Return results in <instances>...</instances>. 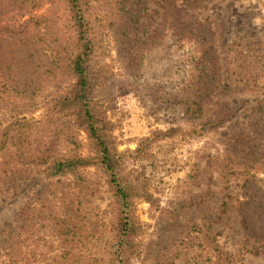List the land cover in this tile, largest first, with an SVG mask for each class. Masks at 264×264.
Masks as SVG:
<instances>
[{
    "label": "trees",
    "instance_id": "16d2710c",
    "mask_svg": "<svg viewBox=\"0 0 264 264\" xmlns=\"http://www.w3.org/2000/svg\"><path fill=\"white\" fill-rule=\"evenodd\" d=\"M214 1L0 0V195L35 175L56 179L22 208L0 264L145 263L147 225L134 206L154 194L125 178L127 152L119 151L109 109L96 90L101 63L115 52L131 71L140 68L166 47L167 31L173 45L193 42L200 54L185 69L144 89L156 106L171 107L174 117L192 124V134L218 131L233 108L226 103L204 120L206 107L218 96L258 85L247 71L237 74L242 79H224L213 26L202 16ZM46 5L48 13L38 15ZM149 15V26L156 27L142 34ZM230 47L243 69L252 65L243 45ZM40 110L42 118L33 117ZM223 152L222 214L238 216L242 242L235 251L222 245L206 216L199 232L213 264H244L248 255L264 256V132L241 131ZM107 182L112 195L102 209L97 201L104 200Z\"/></svg>",
    "mask_w": 264,
    "mask_h": 264
},
{
    "label": "rangeland",
    "instance_id": "374dc122",
    "mask_svg": "<svg viewBox=\"0 0 264 264\" xmlns=\"http://www.w3.org/2000/svg\"><path fill=\"white\" fill-rule=\"evenodd\" d=\"M49 9L46 5L37 14L48 13ZM151 15L144 19L148 27L142 28V34L156 27L149 26ZM202 16L213 26L224 79H242L244 76L237 74L247 71L258 85L233 97L218 96L206 107L204 120L226 103L233 108L218 131L204 137L192 134V124L174 117L171 107L156 106L144 89L146 84L167 82L185 69L194 55L200 54L193 42L173 45L167 31L166 47L138 63L140 68H134L131 79L128 74L133 71L116 61L115 52L113 58L102 61L98 75L97 94L109 109L119 151L127 152L125 178L148 185L154 194L152 201L136 199L134 206L147 225L144 242L150 253L146 252L144 264H213L215 260L202 245L199 232L205 216L211 221V234L229 250H237L242 242L238 216L222 214L227 185L221 180L219 161L226 144L241 131L264 132V0H215ZM154 20L160 22L158 17ZM234 41L249 53L252 65L246 69L234 61L230 47ZM43 114L40 110L33 117L41 119ZM138 150L141 152L135 153ZM99 177L102 179V174ZM55 180L35 175L21 181L15 191L0 195V250L15 235L25 204L44 194ZM111 195L112 187L107 182L103 185L104 200L97 201L102 209ZM191 200L195 204L189 208ZM244 264H264V256L248 255Z\"/></svg>",
    "mask_w": 264,
    "mask_h": 264
}]
</instances>
